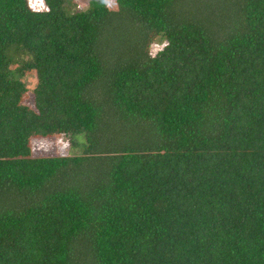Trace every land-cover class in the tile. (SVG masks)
<instances>
[{
  "label": "trees",
  "instance_id": "1",
  "mask_svg": "<svg viewBox=\"0 0 264 264\" xmlns=\"http://www.w3.org/2000/svg\"><path fill=\"white\" fill-rule=\"evenodd\" d=\"M43 1L0 0V264H264V0Z\"/></svg>",
  "mask_w": 264,
  "mask_h": 264
},
{
  "label": "rangeland",
  "instance_id": "2",
  "mask_svg": "<svg viewBox=\"0 0 264 264\" xmlns=\"http://www.w3.org/2000/svg\"><path fill=\"white\" fill-rule=\"evenodd\" d=\"M105 7L110 11H117L116 0H103ZM29 8L36 12L47 11V8L43 0H27ZM75 5V11L84 13L90 8L89 0H72ZM168 50V42L164 35L160 33H150L147 38V43L145 47V52L151 56L155 57L159 53H165ZM10 69L13 71L18 65L17 62H13ZM21 81L25 84L27 88V94L23 99V105L34 110V99L33 92L36 87V77L31 71H26ZM31 151L33 156L36 157H52V156H69L71 154H80L81 146L77 149H70L68 137L65 135H57L51 138H35L31 140L30 143Z\"/></svg>",
  "mask_w": 264,
  "mask_h": 264
}]
</instances>
